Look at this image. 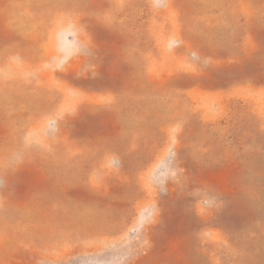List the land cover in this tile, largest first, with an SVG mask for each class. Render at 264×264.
<instances>
[{
	"label": "rangeland",
	"instance_id": "1",
	"mask_svg": "<svg viewBox=\"0 0 264 264\" xmlns=\"http://www.w3.org/2000/svg\"><path fill=\"white\" fill-rule=\"evenodd\" d=\"M0 264H264V0H0Z\"/></svg>",
	"mask_w": 264,
	"mask_h": 264
}]
</instances>
